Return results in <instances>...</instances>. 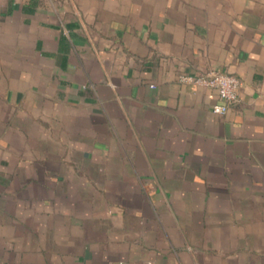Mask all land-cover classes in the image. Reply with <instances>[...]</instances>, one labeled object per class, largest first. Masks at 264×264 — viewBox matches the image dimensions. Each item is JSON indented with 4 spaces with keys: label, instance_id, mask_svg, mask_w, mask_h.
Listing matches in <instances>:
<instances>
[{
    "label": "crops",
    "instance_id": "obj_1",
    "mask_svg": "<svg viewBox=\"0 0 264 264\" xmlns=\"http://www.w3.org/2000/svg\"><path fill=\"white\" fill-rule=\"evenodd\" d=\"M0 264H264V0H0Z\"/></svg>",
    "mask_w": 264,
    "mask_h": 264
},
{
    "label": "built area",
    "instance_id": "obj_2",
    "mask_svg": "<svg viewBox=\"0 0 264 264\" xmlns=\"http://www.w3.org/2000/svg\"><path fill=\"white\" fill-rule=\"evenodd\" d=\"M181 82L214 90L219 102L212 105L211 112L216 115H224L238 102V92L242 85L236 76L218 71L197 76H183Z\"/></svg>",
    "mask_w": 264,
    "mask_h": 264
}]
</instances>
